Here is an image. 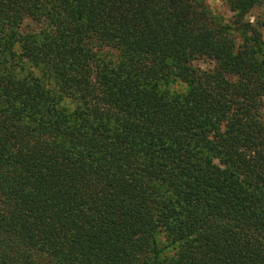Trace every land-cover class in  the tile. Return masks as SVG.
Instances as JSON below:
<instances>
[{"label": "trees", "instance_id": "trees-1", "mask_svg": "<svg viewBox=\"0 0 264 264\" xmlns=\"http://www.w3.org/2000/svg\"><path fill=\"white\" fill-rule=\"evenodd\" d=\"M220 1L0 0V264H264V0Z\"/></svg>", "mask_w": 264, "mask_h": 264}, {"label": "rangeland", "instance_id": "rangeland-1", "mask_svg": "<svg viewBox=\"0 0 264 264\" xmlns=\"http://www.w3.org/2000/svg\"><path fill=\"white\" fill-rule=\"evenodd\" d=\"M204 4L206 5L207 9L210 10L215 16L220 17L225 23H229L231 20V13L226 9L224 4L220 0H204ZM246 19L253 23L262 25L261 33L264 40V5H259L255 7L250 14L246 17ZM32 24L30 22H27L24 25V30L27 31L28 29H31ZM194 67H196L199 70H208L213 67V65L209 64L205 60H200L194 63ZM183 91V86L181 85H174L173 91ZM261 119L264 122V103H263V109L261 114Z\"/></svg>", "mask_w": 264, "mask_h": 264}]
</instances>
